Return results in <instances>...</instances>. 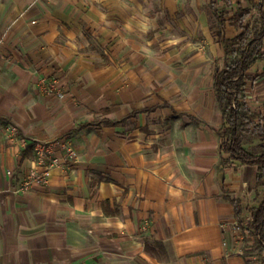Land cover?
<instances>
[{
  "label": "crops",
  "instance_id": "obj_1",
  "mask_svg": "<svg viewBox=\"0 0 264 264\" xmlns=\"http://www.w3.org/2000/svg\"><path fill=\"white\" fill-rule=\"evenodd\" d=\"M142 4L0 0V116L19 128L0 121V264H247L243 230L226 197L241 200L244 218L258 206L247 207L238 190L250 166L219 172L216 98L219 128L194 113L207 116L197 81L167 74L171 53L147 55L129 70L128 58L143 55L135 18ZM174 8L168 2L169 12ZM53 75L69 84L109 80L115 94L108 89L109 102L99 106L89 98L92 118L79 119L74 103L37 104L36 83ZM82 89L88 101L90 88ZM70 91L80 92L72 84ZM181 93L192 101L182 109L172 100ZM34 110L39 118L29 114ZM105 119L121 123L80 127ZM54 140L73 149L75 160L62 158L48 185L22 193L35 144Z\"/></svg>",
  "mask_w": 264,
  "mask_h": 264
},
{
  "label": "trees",
  "instance_id": "obj_2",
  "mask_svg": "<svg viewBox=\"0 0 264 264\" xmlns=\"http://www.w3.org/2000/svg\"><path fill=\"white\" fill-rule=\"evenodd\" d=\"M209 16L216 43L224 54L223 67L213 75L215 98L222 115L218 130L219 172L229 167H255L256 188H264V111L253 109L249 103L256 84L264 81V70L258 75L251 73L257 63L264 62V0H212ZM252 98L258 101L254 95ZM0 121L19 129L5 117L0 116ZM120 123L105 119L80 127ZM256 140L259 143L246 147ZM226 199L234 206L236 222L243 230L242 255L246 263L264 264V197L258 206L247 210V223L241 200L229 196Z\"/></svg>",
  "mask_w": 264,
  "mask_h": 264
},
{
  "label": "rangeland",
  "instance_id": "obj_3",
  "mask_svg": "<svg viewBox=\"0 0 264 264\" xmlns=\"http://www.w3.org/2000/svg\"><path fill=\"white\" fill-rule=\"evenodd\" d=\"M168 2L175 5V11H172V13L169 12V9H167ZM210 2L211 0H143L144 7L143 4L141 7L145 9L140 8L139 13L135 16L137 22H139L138 26L140 30H143L142 40L140 41L141 47H143V55L139 54L135 61L128 58L127 64L129 65V70H132L135 69V62L143 65L146 64V61L149 59V56L147 55L154 58L158 55L171 53L174 56V59L167 68V74L179 72L182 73L184 79H187L186 81L189 79L197 81V86H200L202 93L200 96L202 99L200 104L204 107L207 116L205 117L202 111L195 110L194 113H196L197 116L201 114L202 118L209 120V126L211 125L214 128H217V124L220 120L217 115L218 108L215 105L213 75L217 68L223 67L224 55L216 45L214 31L211 28L212 22L207 9ZM92 49L97 51L99 50V47L95 46ZM129 55H132V51ZM148 64L151 68H155V72H161L164 70L161 66L157 67L152 63ZM263 68L264 64L258 65L253 69V74L258 75ZM141 70H145V68L142 67ZM163 76L165 75L159 74L155 78L158 81H162L161 78ZM66 80V82L64 80L62 82V80H60L56 75L39 80L36 83L37 95H35V97L40 99L37 104L39 105L44 102H53L52 105H48L50 109H53L55 108L54 104L56 102H71L76 104V106L80 109L79 112L81 113V116L79 119H88L89 117L92 118L93 114H88L89 111H87V109L92 108V106L84 104L85 102H89V98H92L91 100H93L94 104L99 106L109 102L108 94L104 92L111 89V93L115 94L114 88L107 86V81L109 80H100L99 78L74 79L71 83L72 87H74L75 90H80L79 93H76V97H74L70 91L71 84H69V81L71 80ZM130 81L132 80L129 79V83ZM144 85H146V83ZM85 86L90 88L88 89V92H91V97H88V101L86 99L87 94L82 93V90H84L82 88ZM101 87L103 91H99ZM188 90L190 89L188 88ZM254 92V98L258 101L249 100L251 107L256 110L264 111L263 80H260L256 84ZM190 96L191 95L186 96V94L181 93L172 100L174 103L178 104L180 109H182L187 107L186 105H189L192 102L190 101ZM197 103H199V100H197ZM85 107L86 110H82ZM29 114L32 118H39V112L36 110L30 111ZM38 143H53L55 145L57 144V147L63 148L62 145H59L61 142L57 140ZM257 143H259L258 140L252 141L251 143H248L246 147L250 148ZM64 144L67 145L66 143H63V145ZM57 147L56 150L59 154V148ZM64 150L67 152L66 156L62 157L60 155V157L64 158L66 164H72L77 154L73 159H70L68 150L66 148H64ZM30 154L31 157H35L34 150H32ZM61 160L63 161V159ZM247 168L249 169H242L240 172V188H238V190L244 197V201L248 207L249 205H256L263 199L264 188H260L259 190L255 188V183L253 181L254 175L256 176V169H251V167ZM243 180H246L245 184H242ZM255 190L256 201L253 202L251 201V194L253 195V191ZM249 219L250 217L248 214L244 218L245 223H247Z\"/></svg>",
  "mask_w": 264,
  "mask_h": 264
},
{
  "label": "built area",
  "instance_id": "obj_4",
  "mask_svg": "<svg viewBox=\"0 0 264 264\" xmlns=\"http://www.w3.org/2000/svg\"><path fill=\"white\" fill-rule=\"evenodd\" d=\"M56 147L57 144L55 145L53 143H38L35 145L33 165L24 172L19 191L22 193H30L38 186L49 184L52 170L63 164ZM62 147L68 150L70 159L76 156L74 150L69 147L67 148V145L64 144ZM11 174L12 172H9V175Z\"/></svg>",
  "mask_w": 264,
  "mask_h": 264
}]
</instances>
